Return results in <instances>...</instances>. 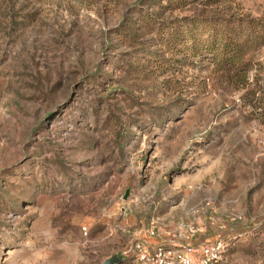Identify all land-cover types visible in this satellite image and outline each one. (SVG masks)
I'll use <instances>...</instances> for the list:
<instances>
[{"label": "rangeland", "instance_id": "1", "mask_svg": "<svg viewBox=\"0 0 264 264\" xmlns=\"http://www.w3.org/2000/svg\"><path fill=\"white\" fill-rule=\"evenodd\" d=\"M150 223L264 264V0H0V264H138Z\"/></svg>", "mask_w": 264, "mask_h": 264}, {"label": "built area", "instance_id": "2", "mask_svg": "<svg viewBox=\"0 0 264 264\" xmlns=\"http://www.w3.org/2000/svg\"><path fill=\"white\" fill-rule=\"evenodd\" d=\"M178 229L184 230L178 243L151 245L149 238L157 236L153 223H150L143 236L134 238L126 253L133 256L138 264H217L227 251V245L222 240L193 244L194 235L199 230L191 224L180 223ZM85 234V229H82Z\"/></svg>", "mask_w": 264, "mask_h": 264}, {"label": "trees", "instance_id": "3", "mask_svg": "<svg viewBox=\"0 0 264 264\" xmlns=\"http://www.w3.org/2000/svg\"><path fill=\"white\" fill-rule=\"evenodd\" d=\"M227 34L224 33L218 35L221 38L212 35L209 38L208 47L213 54L216 65L223 70L226 74L234 72L235 80L241 84V87H245L243 75L245 74L243 57L244 54L250 50L254 42L258 40L256 33L253 30L241 35V31L232 29L228 30ZM215 43H220L215 47ZM207 47V48H208ZM206 48V49H207Z\"/></svg>", "mask_w": 264, "mask_h": 264}, {"label": "water", "instance_id": "4", "mask_svg": "<svg viewBox=\"0 0 264 264\" xmlns=\"http://www.w3.org/2000/svg\"><path fill=\"white\" fill-rule=\"evenodd\" d=\"M121 259L118 256H113L103 262V264H119Z\"/></svg>", "mask_w": 264, "mask_h": 264}]
</instances>
